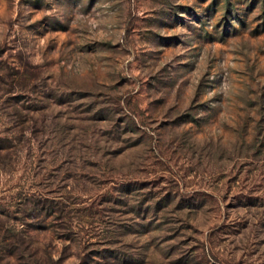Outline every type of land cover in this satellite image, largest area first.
Masks as SVG:
<instances>
[{"label": "rangeland", "instance_id": "374dc122", "mask_svg": "<svg viewBox=\"0 0 264 264\" xmlns=\"http://www.w3.org/2000/svg\"><path fill=\"white\" fill-rule=\"evenodd\" d=\"M0 264H264V0H0Z\"/></svg>", "mask_w": 264, "mask_h": 264}]
</instances>
